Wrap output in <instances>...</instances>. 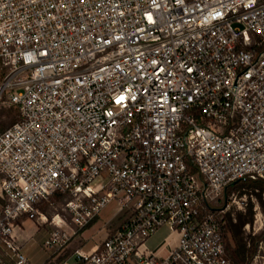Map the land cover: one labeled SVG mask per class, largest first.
<instances>
[{"label":"built area","instance_id":"built-area-1","mask_svg":"<svg viewBox=\"0 0 264 264\" xmlns=\"http://www.w3.org/2000/svg\"><path fill=\"white\" fill-rule=\"evenodd\" d=\"M1 102L0 264H31L16 230L55 193L77 229L121 214L58 264H233L245 203L217 202L264 181V0H0ZM50 224L53 252L75 231Z\"/></svg>","mask_w":264,"mask_h":264},{"label":"rangeland","instance_id":"rangeland-1","mask_svg":"<svg viewBox=\"0 0 264 264\" xmlns=\"http://www.w3.org/2000/svg\"><path fill=\"white\" fill-rule=\"evenodd\" d=\"M19 113L17 107L8 105L6 102L0 103V131L9 127L13 124L15 115ZM243 191V192H242ZM236 196L237 199L245 203L244 207L237 202H230L227 212H230L232 216L235 215L236 211H246L249 203H253L254 210V222L251 226H245L247 234H260L264 228V212L258 201L257 196L252 192L251 189L244 187L240 188L239 185H231L225 191L219 194L217 204L219 207L225 206L229 201V196ZM67 195L61 193H55L50 195L49 199H44L39 205L38 210L45 216L47 222H42L39 218L40 215L37 213L34 218L27 216L28 225L37 228L36 232H31L33 237L29 238L25 243V251L30 257L31 264H42L43 261L52 264H58L65 259L70 258L72 253L77 248L89 250L93 246L99 244L106 238L107 230L109 227L116 226L120 217L119 204L117 201L108 203L100 212L99 216L96 217L90 224L83 228L77 229L71 224V217L69 213L65 211V203L67 201ZM264 198V193H263ZM1 201V200H0ZM54 215H60L64 218L68 226H72L75 233L71 234L72 230L68 226H64L71 234L70 239L61 247L55 251L46 250L42 244L44 240L49 236V233L55 229V226L50 224ZM44 219V220H45ZM54 223H57L54 221ZM26 224L23 225L26 230ZM22 233V231H21ZM24 234V231H23ZM170 234L168 227L160 228L149 240L148 245L151 248L157 247L161 242L167 238ZM232 242V241H231ZM53 255L52 258H47L49 255ZM47 258V259H46ZM1 259V258H0ZM52 259V260H51ZM251 264H264V238L259 244L257 254L253 258Z\"/></svg>","mask_w":264,"mask_h":264},{"label":"trees","instance_id":"trees-1","mask_svg":"<svg viewBox=\"0 0 264 264\" xmlns=\"http://www.w3.org/2000/svg\"><path fill=\"white\" fill-rule=\"evenodd\" d=\"M13 106V105H12ZM20 119L19 113L15 115L14 122ZM240 188L247 187L257 196L261 208L264 212V181H245L237 182ZM243 192V191H242ZM50 197V196H49ZM46 198V199H49ZM35 213H30V217L34 218ZM225 243L228 257L233 264H251L253 258L257 254L259 244L264 238V228L260 234H247L245 226H251L254 222L253 203H249L246 211H236L232 216L230 212L225 213ZM232 241V242H231ZM4 257V253L0 251V258Z\"/></svg>","mask_w":264,"mask_h":264},{"label":"crops","instance_id":"crops-1","mask_svg":"<svg viewBox=\"0 0 264 264\" xmlns=\"http://www.w3.org/2000/svg\"><path fill=\"white\" fill-rule=\"evenodd\" d=\"M0 200H1V199H0ZM0 204H1V201H0ZM0 206H1V205H0ZM25 224H26L27 227H26V230H24V234H23V231H22V233H21L20 230H16V232H17L18 234H21L24 238H28L29 236H32V235H31V232L33 233V232H36V231H37V228L34 227V225H33V226L28 225V220H26ZM32 237H33V236H32ZM172 238L175 239V236H174V237L172 236Z\"/></svg>","mask_w":264,"mask_h":264},{"label":"bare ground","instance_id":"bare-ground-1","mask_svg":"<svg viewBox=\"0 0 264 264\" xmlns=\"http://www.w3.org/2000/svg\"><path fill=\"white\" fill-rule=\"evenodd\" d=\"M42 218L45 219V216H42ZM53 218H54V221H56V222H58L59 220H61L60 215H54Z\"/></svg>","mask_w":264,"mask_h":264}]
</instances>
